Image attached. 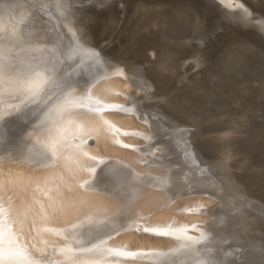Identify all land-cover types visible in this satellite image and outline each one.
Instances as JSON below:
<instances>
[{
	"label": "bare ground",
	"instance_id": "6f19581e",
	"mask_svg": "<svg viewBox=\"0 0 264 264\" xmlns=\"http://www.w3.org/2000/svg\"><path fill=\"white\" fill-rule=\"evenodd\" d=\"M244 28L264 0H0V264H264V78L214 103Z\"/></svg>",
	"mask_w": 264,
	"mask_h": 264
},
{
	"label": "rangeland",
	"instance_id": "374dc122",
	"mask_svg": "<svg viewBox=\"0 0 264 264\" xmlns=\"http://www.w3.org/2000/svg\"><path fill=\"white\" fill-rule=\"evenodd\" d=\"M197 7V6H196ZM195 10H197V11H195ZM199 10V11H198ZM193 13H195V15H196V17H198V19H199V16H200V20H198V22H197V24L199 25V27L197 28V30L198 31H193V27H190V26H187V27H185V28H182V30H181V32L182 33H184V34H193V35H195L196 37H198V38H202L201 40H205L206 41V39H205V37L204 36H207L206 38H207V42H210V43H212V44H214V46L216 45V44H222V46L221 45H216L215 47H217V48H219L220 49V47H221V49L224 47V43L226 42L225 40H226V36H225V33H224V31H225V29L220 25V23H219V20L218 19H216L214 16H213V14L211 13V12H208L207 10H205L202 6H200V9H199V7H197V9L196 8H193V10H191ZM205 12V13H204ZM171 15H173V13H171ZM194 15V14H193ZM199 15V16H198ZM204 17V18H203ZM204 19V20H203ZM205 20H207V22L205 21ZM218 20V21H217ZM204 21V22H203ZM213 21V22H212ZM203 23V24H202ZM207 23V24H206ZM203 26V27H202ZM218 26L220 27L219 28V31H222V32H219L218 31V34H216L213 38L211 37V35H213V34H215V33H217V31L216 30H218V29H216L215 27H217L218 28ZM213 27V28H212ZM212 28V29H211ZM185 29V30H184ZM214 29H215V31H214ZM203 30V31H202ZM192 31V32H191ZM210 31V32H209ZM187 32H189V33H187ZM209 32V33H208ZM211 32H215V33H212L211 34ZM243 33H245V34H247L248 35V37H253V38H249V40H255L256 42H258V43H261L263 46H264V35L260 32V31H258V30H255V29H253V28H244L243 29V31H242ZM207 34V35H206ZM209 34V35H208ZM245 34H243L244 35V38L243 39H247L248 37L245 35ZM204 35V36H203ZM250 35V36H249ZM253 35V36H252ZM246 36V37H245ZM212 39L215 41H212ZM225 39V40H224ZM221 40H222V42H221ZM248 40V39H247ZM212 41V42H211ZM225 41V42H224ZM225 54V53H224ZM245 54H246V56L248 57V58H246V56H245ZM242 57H243V59H242V64L241 65H239V66H236V63L235 64H230L231 66H229V67H226L225 66V68H226V72L224 73L225 74V79L223 80V84L221 83L220 85V87H217V94L219 95L218 97H220V98H218V100H216V101H214V103L215 102H217L218 103V105H219V107L217 108V110L216 111H219V110H228L229 108H231V107H233V105L236 103V101H239V99L240 98H242V94L240 95V97H239V94L238 93H240V92H238V90H236V87H234V89H235V92H234V89H231L230 90V88L233 86V85H235L236 84V80H240V81H244V80H246V79H248L249 77V79L248 80H251L250 82L248 81V80H246V82L248 81V84L249 85H251L252 87L251 88H253V89H255V84L257 83V82H260V80H262L261 78H264V66H263V63H264V56L263 55H259V54H257L256 53V51H253L252 50V52L251 51H249L248 53H245ZM252 54H253V56H252ZM251 55V56H250ZM259 57H258V56ZM224 56L225 55H223V58H224ZM257 57L256 58V60L257 59H260V60H255V59H253L254 57ZM253 57V58H252ZM246 58V59H245ZM245 60H247V61H245ZM248 60H249V63H248ZM251 61V62H250ZM257 63H256V62ZM259 61H260V63H259ZM222 62H224V59H222V61H221V64H222ZM254 62V63H253ZM263 62V63H262ZM248 63V64H247ZM253 63V66H252V69H254L253 71H252V69H251V64ZM255 64H257V65H255ZM248 66V68H250V69H248L247 68V66ZM254 65H255V68H254ZM243 66V67H242ZM245 66H246V68H245ZM234 68V69H233ZM238 68V69H237ZM224 69V68H223ZM225 70V69H224ZM191 71H194V69H192ZM250 71V72H249ZM246 72V73H245ZM248 72V73H247ZM256 72V73H255ZM240 73V74H239ZM244 74V75H243ZM245 74H246V76H245ZM248 74V75H247ZM227 76V77H226ZM232 76V77H231ZM243 76H245L246 77V79H245V77H243ZM229 79H231L232 80V82H231V80L229 81ZM253 79H254V81H253ZM226 80V81H225ZM228 80V81H227ZM256 81V82H255ZM226 82V83H225ZM253 82V83H252ZM226 84V85H225ZM230 86H228V85ZM233 84V85H232ZM257 84H259V83H257ZM256 84V85H257ZM254 85V86H253ZM225 86V88H223ZM227 86V87H226ZM219 88V89H218ZM223 88V89H222ZM227 88H229V89H227ZM233 88V87H232ZM229 93H228V92ZM231 91V92H230ZM233 91V92H232ZM234 93V94H233ZM236 93V94H235ZM223 94V95H222ZM222 96V97H221ZM227 97V98H226ZM233 98L236 100H233ZM222 101H221V100ZM230 100H232V101H234V102H232L231 103V101ZM220 102H221V104H220ZM230 104V105H229ZM232 105V106H231ZM261 129H258V135L256 136V137H254L255 139H254V141H252V142H250L249 143V148L252 150V151H254L256 154H261V156L262 157H264V152H262V151H260V150H263L264 149V123H262V121H261V127H260ZM263 128V129H262ZM263 132V133H262ZM259 137V138H258ZM263 144V145H262ZM261 146V147H260ZM260 147V148H259ZM263 147V148H262ZM257 149V150H256ZM258 151V152H257ZM264 151V150H263ZM263 153V154H262ZM252 178H250V180H251ZM245 180V179H244ZM243 180V182H244V184L247 182V184H245L246 185V187L247 186H249L250 185V190H255V188L257 189V190H259L258 188H259V185L261 186L260 188H262V187H264L263 186V184H262V182L264 183V180H255L254 178H253V181L251 180V182L250 181H248L249 180V178H246V180L244 181ZM257 181V182H256ZM260 182V184H259V182ZM252 184V182H253V184L254 183H256L255 185H251L250 183ZM249 183V184H248ZM258 183V184H257ZM251 186H254V188L253 187H251ZM253 188V189H252ZM263 204H264V202H263Z\"/></svg>",
	"mask_w": 264,
	"mask_h": 264
},
{
	"label": "water",
	"instance_id": "95a60500",
	"mask_svg": "<svg viewBox=\"0 0 264 264\" xmlns=\"http://www.w3.org/2000/svg\"><path fill=\"white\" fill-rule=\"evenodd\" d=\"M170 18H171V14L169 13V14H167V19L170 21ZM218 49L216 48V51H217ZM262 108L264 109V102L262 103ZM262 116V114L261 115H259L258 116V118L257 119H259L260 117ZM259 123H261L260 121L259 122H257V124L255 125V126H257V125H259ZM255 130V129H254ZM247 148H249V146L247 147ZM250 149V148H249ZM251 150V149H250ZM251 152L253 153V155H258V154H256L255 152H253L252 150H251ZM263 202H264V199H261Z\"/></svg>",
	"mask_w": 264,
	"mask_h": 264
}]
</instances>
